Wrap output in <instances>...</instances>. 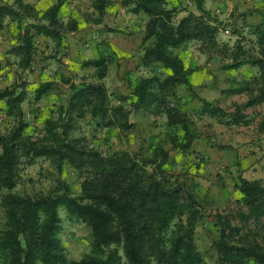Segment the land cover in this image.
Instances as JSON below:
<instances>
[{
	"label": "trees",
	"instance_id": "16d2710c",
	"mask_svg": "<svg viewBox=\"0 0 264 264\" xmlns=\"http://www.w3.org/2000/svg\"><path fill=\"white\" fill-rule=\"evenodd\" d=\"M195 8L178 18L180 8L168 7L169 0H120L122 7L133 14L148 16L140 57L143 66L159 64L169 73L142 76L133 85L135 110L144 113H165L168 125H181L185 140L174 148L185 151L191 147V134L185 112L176 104L177 89L189 84L190 70L175 53V49L192 40L205 46L218 44L221 21L206 8V0H190ZM93 8V22L100 24L113 0H89ZM63 1L58 0L45 11L25 0L0 3V32L6 19L16 21L17 42L9 53L19 57L20 68L31 67L37 49L36 37L43 35L61 45L67 35L79 29L78 22L64 23L59 12ZM256 53L242 57L237 45L232 63L227 69H237L248 63L258 68V74L239 81L228 91L246 93V103L236 105L227 125L249 124L241 109L264 102V13L254 29ZM112 55L101 54L88 60L85 66L96 68L95 77L104 79ZM0 57V72L2 71ZM14 83L0 89V102L5 113L15 120L12 129L0 135V253L2 264H208L195 242V229L199 214V201L188 193L184 183L172 180L166 165L170 151L162 145L151 154L121 151L104 154L89 146L84 137L74 136L76 119L90 113L98 119L97 128H132L130 111L122 104L112 105L107 87L101 82L71 83L66 105L59 107L57 118H48L42 132L26 133L23 103L28 93ZM57 84L43 82L35 89V100H40ZM173 99V101H171ZM202 112L212 116L221 109L203 99ZM263 124V123H262ZM264 129V128H263ZM262 130V129H261ZM44 157L59 174L56 185L47 193L20 194L14 189L22 180L23 165H33ZM77 171L81 191L75 194L71 186L60 177L65 162ZM240 194L238 217L241 226L217 213L216 224L220 235L215 242L220 264H264V245L259 240L264 229V183L261 179L241 177L236 184ZM63 207L69 216L76 217L90 229L92 249L81 258L68 256L59 237ZM251 221V222H249ZM247 223L254 225L250 228ZM237 237V239H234Z\"/></svg>",
	"mask_w": 264,
	"mask_h": 264
},
{
	"label": "rangeland",
	"instance_id": "374dc122",
	"mask_svg": "<svg viewBox=\"0 0 264 264\" xmlns=\"http://www.w3.org/2000/svg\"><path fill=\"white\" fill-rule=\"evenodd\" d=\"M2 1L14 0H0V3ZM57 1L31 0L29 3L43 12ZM62 1L59 12L61 20L64 23L76 20L79 25V29L74 32L78 40L77 49L72 50L67 40L57 45L51 39H37L34 61L31 67L23 69L19 67L16 56L9 53L18 38L16 21L7 18V24L0 32V54L3 61L0 89L14 83L24 85L28 93V98L23 103L25 117L30 112L26 133L36 135L42 132L48 118L59 116V107L67 104L71 83H103L108 89L111 104H122L130 111L132 128H97L98 119L88 112L83 118L76 119L72 134L84 137L89 146L104 154L121 151L136 153L140 150L144 154H151L157 145L169 150L170 163L166 167L170 178L184 183L187 192L199 201L200 219L195 229L196 246L208 264H220L215 248L220 226L216 224L214 215L220 213L231 220L233 225L241 226L242 222L238 217L241 208L237 202L240 194L234 183L240 182L244 172H247L246 177L260 176L264 183V165L254 168L252 163L244 168L241 161L245 145H249L245 158L254 160L261 155L260 160L264 156V140L258 132V129L264 128V106L241 109L249 117V126L230 127L226 124L232 119L230 114L235 112L236 105H243L231 99L233 95L228 89L235 87L237 82L258 74V68L248 63L237 69L225 68L232 63L238 44L242 46L239 51L243 52L242 57L257 52L253 43V29L259 22L251 18V9L244 12L238 10L241 2L247 0H222L220 2L223 5L220 6L216 3L219 0L210 1V8L207 9L211 13L215 6L217 10L223 8L219 14H215L221 21L217 46H205L198 40H192L174 50L190 70L189 84L178 86L175 101L185 112L191 134V147L185 151L173 147L175 143L185 140V131L181 125L169 126L165 113H144L133 107L132 88L136 80L155 74L164 77L169 73V70L159 64L143 66L140 63L144 47L152 42L143 43L148 16L143 12L133 14L122 7L120 0H113L114 3L106 11L102 23L96 24L93 22L96 15L89 0ZM174 6L180 8L178 18L186 15L189 10L197 11L190 0H169L168 7ZM101 54L112 55L117 62L111 64L107 76L99 80L95 77L96 68L85 66L84 63ZM50 81L57 84L56 88L36 101L35 89L43 82ZM203 99L220 107V114L212 116L208 112H202ZM14 124L15 120L5 113V103L0 102V135L8 133ZM20 173L22 180L14 189V192L20 194L47 193L56 185L59 177L50 160L44 157L38 158L33 165H23ZM60 177L71 186L75 194L80 193L78 173L69 162L64 163ZM59 214L62 219L59 237L68 256L78 259L89 254L92 249L89 227L76 217L69 216L63 207L59 209ZM247 225L254 227L251 223ZM258 238L264 245V229ZM2 263L0 253V264ZM121 264H126L124 257ZM246 264L255 263L249 261Z\"/></svg>",
	"mask_w": 264,
	"mask_h": 264
},
{
	"label": "crops",
	"instance_id": "0c3cea01",
	"mask_svg": "<svg viewBox=\"0 0 264 264\" xmlns=\"http://www.w3.org/2000/svg\"><path fill=\"white\" fill-rule=\"evenodd\" d=\"M27 1L30 2L31 0H27ZM210 1L211 0H206V3H205V5L207 6L206 8H210ZM220 1H222V0H219V3L216 2L217 3V6L218 5L219 6L220 5H223V3H221ZM217 6L213 7V9H212L213 10L212 11L213 12L212 15L219 14L220 13L219 11L223 10L222 7L217 10V8H216ZM249 9H251L252 10V13H253V17L251 16V18H254L255 20H258L257 22L260 23L261 20H262V13H264V0H247L246 2H241V4L239 5V9L238 10H239V12H244V11H247ZM68 35H67L68 36V39H67L68 45L72 48V50H74L75 48L77 49L78 48L77 42H76V41H78L77 40V36L75 35L74 32H72V33H70ZM37 39L38 40H42V41L43 40H48L43 35H40V36L36 37V40ZM0 57H2L1 54H0ZM16 58H17V61H19V57L16 56ZM93 58H96V57H93ZM2 66H3V61H2ZM231 95H233V96H231V99L234 100V101H237L238 104H244V103H246V101L248 99L247 98V95L245 93H241V94H231ZM260 105H263L264 106V102L262 104L257 105V106H260ZM254 107H256V106H254ZM248 108H252V107H248ZM244 112L247 113L248 111H244ZM263 113H264V109H263ZM29 116H30V112L27 113V115L25 117L26 118V121L28 120ZM248 118L249 117L246 116V119H248ZM249 124H250V122H249ZM249 124L237 123V124H232V125H229V126L230 127L237 126V125H244V126L247 125V126H249ZM258 130H259L258 132L261 133V135H260L261 139L264 140V129H262V130L261 129H258ZM247 138L249 139V136H247ZM229 140H231V137H229ZM262 140L260 141L261 142V146H262ZM248 150H249V145L243 146V149H242L243 155H241V158H242L241 161L243 162V167L244 168H247L252 163H254V166H253L254 168H256V167L259 168L260 167V164L261 165H264V156L260 160H259V158L261 157V155L258 158L254 159V160H251L249 158H245ZM262 151H263L262 154H264V150H262ZM246 175H247V172H244L242 177L243 178H246V179H250V180L251 179H261L260 176H255V177L253 176L254 177L253 178V177H250V176L246 177ZM235 185H236V183H234V186ZM238 196L240 197V195H238Z\"/></svg>",
	"mask_w": 264,
	"mask_h": 264
},
{
	"label": "built area",
	"instance_id": "2783aa9c",
	"mask_svg": "<svg viewBox=\"0 0 264 264\" xmlns=\"http://www.w3.org/2000/svg\"><path fill=\"white\" fill-rule=\"evenodd\" d=\"M226 32H228V31H226Z\"/></svg>",
	"mask_w": 264,
	"mask_h": 264
}]
</instances>
